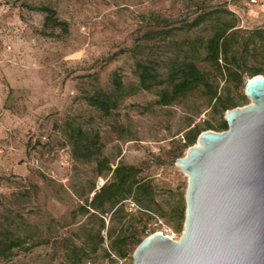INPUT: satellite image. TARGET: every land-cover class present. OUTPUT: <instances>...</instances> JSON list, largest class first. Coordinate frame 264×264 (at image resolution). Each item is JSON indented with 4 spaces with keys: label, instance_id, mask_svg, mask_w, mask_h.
<instances>
[{
    "label": "rangeland",
    "instance_id": "1",
    "mask_svg": "<svg viewBox=\"0 0 264 264\" xmlns=\"http://www.w3.org/2000/svg\"><path fill=\"white\" fill-rule=\"evenodd\" d=\"M43 6L68 31L45 28ZM231 26L247 82L264 70V0H0V264H134L147 237L180 239L188 179L176 162L196 131L221 133L225 113L202 90L159 102L193 63L235 109L251 104L204 62L207 41ZM79 130L110 170L74 157ZM118 166L141 171L145 194L95 212Z\"/></svg>",
    "mask_w": 264,
    "mask_h": 264
},
{
    "label": "water",
    "instance_id": "2",
    "mask_svg": "<svg viewBox=\"0 0 264 264\" xmlns=\"http://www.w3.org/2000/svg\"><path fill=\"white\" fill-rule=\"evenodd\" d=\"M245 96L226 131L202 133L176 162L188 179L180 239L147 237L134 264H264V77Z\"/></svg>",
    "mask_w": 264,
    "mask_h": 264
},
{
    "label": "trees",
    "instance_id": "3",
    "mask_svg": "<svg viewBox=\"0 0 264 264\" xmlns=\"http://www.w3.org/2000/svg\"><path fill=\"white\" fill-rule=\"evenodd\" d=\"M36 11L44 15L45 28L51 30L60 29L64 32L68 31L67 23L60 21L57 18L55 10L52 8L43 6L36 8ZM233 29L234 26H231L229 29L217 32L207 41L204 62L209 64L215 73L226 83H232L235 88L246 87L248 81L245 82L246 74L242 69L245 64L235 53L232 40L236 36V33L232 31ZM263 73L264 70L253 68L250 70L249 80ZM140 78L142 87L146 90L150 89L152 85L151 74L145 68H143ZM215 81L216 78H211L209 73L199 69L195 64L183 63L171 76L169 90L162 94L159 103L163 106H169L174 101L184 99L192 93L202 90L206 97H209L215 102L214 109L219 108L226 114L228 111L234 110L237 104L233 100H224L219 95ZM98 103L101 106L106 105L104 102ZM206 126L208 130H213L214 128L211 124H206ZM219 129L221 132L228 129L225 121L220 123ZM195 133V137L186 140L185 147L188 150L195 146L199 136L202 134L199 130ZM72 139L74 157L76 159H92L96 157L100 172L106 169L110 170V168H106L107 165L105 162L98 160V155L100 154L98 150L99 140L87 141L86 135L80 130L74 133ZM112 174V179L94 194L91 203L88 205L95 212H103L104 207L107 205L112 208L119 205L117 211H123V202L132 196L135 191L140 192L141 195L145 194L144 191L146 189L140 179L141 171L139 169L118 166ZM143 241L138 243L137 248Z\"/></svg>",
    "mask_w": 264,
    "mask_h": 264
}]
</instances>
